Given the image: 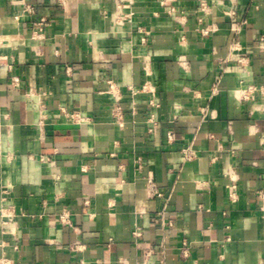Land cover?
Returning <instances> with one entry per match:
<instances>
[{
    "label": "crops",
    "instance_id": "crops-1",
    "mask_svg": "<svg viewBox=\"0 0 264 264\" xmlns=\"http://www.w3.org/2000/svg\"><path fill=\"white\" fill-rule=\"evenodd\" d=\"M201 1L0 0V264L264 263V0Z\"/></svg>",
    "mask_w": 264,
    "mask_h": 264
},
{
    "label": "built area",
    "instance_id": "built-area-1",
    "mask_svg": "<svg viewBox=\"0 0 264 264\" xmlns=\"http://www.w3.org/2000/svg\"><path fill=\"white\" fill-rule=\"evenodd\" d=\"M206 7L207 6L205 4V1L202 0L199 4V9L203 10ZM28 9L30 11H33V8L31 6H28ZM169 12L174 13L175 8L170 7ZM199 20L202 21V18L200 16H199ZM40 21H41V23H45L46 19L42 18ZM245 24H246V19H238V20L233 19V22L231 25V31L233 34V36H232L233 41H236L238 43V38L241 35V33L243 31V27ZM215 30H216L215 25L201 28V31L204 35H208L210 32H213ZM140 31L142 32L143 30L140 29ZM146 33L147 32L145 31L144 37H143L144 41H145ZM260 46L264 47V37L261 38ZM238 61L240 63H244V62H246V58L241 57V58H239ZM243 83L244 82L241 81V87H240L239 91H241L242 95L246 98L253 96V94L258 90V88L253 84H248V85L244 86ZM260 89L263 90V88H260ZM101 92L102 93H105V92L109 93L114 97L115 103L112 106V116L115 119V121H117L119 124L122 125L124 122L123 105L121 104L123 95L121 94L122 92H121L119 86L113 80H107L106 86L102 88ZM136 93H137L136 90H132L130 95L133 96ZM63 113L68 118V120H71L74 122H83V121L87 120V118L78 111L64 109ZM41 123H42V121H41ZM146 123H147L148 133H150V134L156 133V131L159 128V120L156 117V114L150 113L146 119ZM175 140H176V131L174 128H170L167 132V141L168 142H174ZM179 151L181 154V158L184 162L191 161L196 157V152H195L194 148L192 147V145H182L179 147ZM40 160L42 162H49V163L52 162V160L48 156H44V155L40 156ZM148 184H149L151 196L164 197L163 192L157 190L156 183H155L152 176H150L148 178ZM260 196L262 199L261 210L264 213V192H261ZM230 197L232 198V200L236 199V194L234 193V191L232 189L230 191ZM3 200L4 201L7 200V197H3ZM1 215H5V216L7 215L9 217L10 221H12L15 214L13 211H10L8 214H5L2 210ZM61 219L64 223H67L70 227H72V224H71V221L69 219L68 214H66V213L62 214ZM183 252H184V254L187 253L186 248L183 249ZM2 264H10V260L3 258Z\"/></svg>",
    "mask_w": 264,
    "mask_h": 264
}]
</instances>
